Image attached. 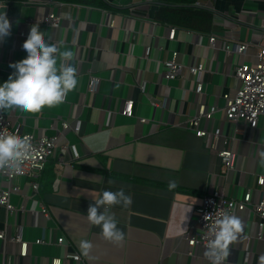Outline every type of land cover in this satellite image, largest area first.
I'll list each match as a JSON object with an SVG mask.
<instances>
[{"label":"crops","instance_id":"crops-1","mask_svg":"<svg viewBox=\"0 0 264 264\" xmlns=\"http://www.w3.org/2000/svg\"><path fill=\"white\" fill-rule=\"evenodd\" d=\"M0 2H5L0 10L11 24L9 35L0 40V82L12 75L9 64L25 58L21 45L29 29L37 26L49 42L73 51L67 62L76 65L78 78L59 104L37 112H5L20 130L38 136L56 134L57 144L36 190L22 175L11 179L19 189L9 196L12 208L0 206V230L5 232L0 238V264H51L53 257H59L60 264H210L204 246L189 245L186 238L197 225L195 208L203 194L218 189L239 199L250 190L254 201L264 191V180L256 182L258 175L264 178V162L258 156L264 149V113L254 127L240 123L233 136L221 96L236 85L234 65L251 55L254 42L264 43L259 29L264 0H207L215 10L210 32L156 20V5L147 0ZM49 13L58 17L55 25L45 20ZM209 33L216 36L213 45ZM229 40L250 45L244 54L227 51L224 44ZM173 50L183 71L166 79L163 61ZM198 61L204 66L201 98L219 107L200 125L219 126L217 148L236 152L234 168L223 175L219 157L206 139L184 125L199 98L188 69ZM127 99L132 102L131 115L122 113ZM63 120L67 128L61 127ZM63 142L74 143L78 155L70 150L62 153ZM60 154L63 163L56 172ZM169 179L176 181L171 189ZM5 184L0 175V185ZM120 187L132 199L127 206L107 205L125 233L115 243L101 235L99 225L89 222L86 210L103 189ZM235 214L242 219L243 231L230 244L222 264H258L257 257L264 253V226L259 234L258 216L251 206ZM15 233L26 241L24 255L19 253L20 242L11 239ZM59 236L62 242L57 241ZM81 239L92 242L88 256L80 251ZM74 253L79 257L73 258Z\"/></svg>","mask_w":264,"mask_h":264},{"label":"built area","instance_id":"built-area-1","mask_svg":"<svg viewBox=\"0 0 264 264\" xmlns=\"http://www.w3.org/2000/svg\"><path fill=\"white\" fill-rule=\"evenodd\" d=\"M260 32L264 33V17L260 18ZM45 20L55 25L58 17L53 13H49ZM174 28L169 31V37H173ZM215 34L209 33V44L213 45L215 40ZM249 41L241 40H229L224 44L227 51H235L240 54H244L245 50L249 47ZM254 50L247 58L239 60L234 65V76L236 78V85L232 91H224L221 96L224 100L222 110L224 112L225 119L232 124V134L239 131V124L246 123L250 127H254L257 124L260 114L264 113V43L256 41L254 42ZM145 54L149 52V46L144 48ZM164 72L163 75L166 79H173L179 76L183 71V64L177 59V52L173 50L170 57L164 59ZM189 71L194 75L195 86L194 91L199 95L196 111L185 120V126L190 128L197 136H201L206 139V143L209 149L216 152L220 161V174H225L228 170L234 168V160L236 152L232 148L219 147L217 148V140L221 135L219 126L211 125L209 128H205L200 125L202 118L212 119L213 113L219 109L215 103L207 104L202 98L203 82L202 72L204 66L201 62H196L188 66ZM89 84H92V79ZM122 113L126 115L132 114V102L131 100H125L122 108ZM143 119V118H141ZM61 127L67 128L68 123L61 121ZM75 128H78L76 124ZM0 135H15L23 136L28 135L31 138L34 151L31 155L24 159L21 163L23 172L16 174L13 171H0V175L5 181V185H0V206L12 208V204L9 201L11 192L17 191L19 186L11 182L12 177L16 175H22L26 177L25 183L34 190L38 186V177L44 168L47 157L53 152L54 147L57 144V135H35L29 131L20 130L17 126L11 123L10 119L6 116V113H0ZM59 150L64 153L66 150H70L76 157L78 155L77 149L74 143L63 142L59 146ZM63 163L62 154L58 155L54 163V169L59 171L60 166ZM263 176H257V185L263 183ZM251 206L252 210L258 216V233L264 226V191H261L258 198L254 201L251 200L250 190H246L242 198H234L225 196L220 190L214 189L206 192L202 196L201 203L195 208L196 223L193 230L186 235L187 243L193 245L200 243L204 246L207 240L211 238L212 233L210 228L214 225L215 219L225 210L233 212L236 210ZM107 208V205L104 206ZM41 211L44 214L47 213L45 206H42ZM5 236V232L0 230V238ZM11 239L20 242L19 253L24 255L26 253V241L21 240L20 235L15 233L11 235ZM63 236L57 237L58 242H62ZM36 241H39L38 239ZM73 258H78L79 254H71ZM61 259L59 257H53L51 264H60ZM244 264V263H242Z\"/></svg>","mask_w":264,"mask_h":264},{"label":"clouds","instance_id":"clouds-1","mask_svg":"<svg viewBox=\"0 0 264 264\" xmlns=\"http://www.w3.org/2000/svg\"><path fill=\"white\" fill-rule=\"evenodd\" d=\"M5 2H0V9ZM11 24L4 10H0V40L10 33ZM25 58L9 64L12 72L6 80L0 82V113L8 111L37 112L43 106L61 103L66 94L77 86V67L68 63L74 56L70 48H59L49 42L40 33L38 26L31 27L21 45ZM34 151L28 135H0V171H13L21 174V163ZM261 162H264V149L258 150ZM176 181L169 179L168 188L175 187ZM131 194L123 187L115 190L105 188L94 203L87 207V219L91 224L100 226L101 235L112 242L119 243L125 233L118 227L114 215L102 206L131 203ZM243 231L241 217L228 210L223 211L210 228L211 238L207 240L204 255L210 264H222L229 255L230 244L236 241ZM92 242L79 241L83 255L88 256ZM258 264H264V253L258 257Z\"/></svg>","mask_w":264,"mask_h":264},{"label":"trees","instance_id":"trees-1","mask_svg":"<svg viewBox=\"0 0 264 264\" xmlns=\"http://www.w3.org/2000/svg\"><path fill=\"white\" fill-rule=\"evenodd\" d=\"M87 3H103L104 0H81ZM156 5L154 18L169 25L210 32L215 10L207 0H147Z\"/></svg>","mask_w":264,"mask_h":264}]
</instances>
